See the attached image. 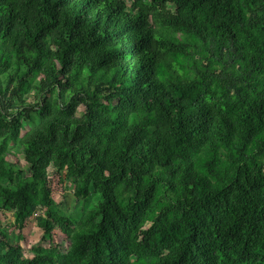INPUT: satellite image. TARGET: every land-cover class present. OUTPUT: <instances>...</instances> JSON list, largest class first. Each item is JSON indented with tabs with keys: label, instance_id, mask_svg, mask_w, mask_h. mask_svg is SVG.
Wrapping results in <instances>:
<instances>
[{
	"label": "trees",
	"instance_id": "obj_1",
	"mask_svg": "<svg viewBox=\"0 0 264 264\" xmlns=\"http://www.w3.org/2000/svg\"><path fill=\"white\" fill-rule=\"evenodd\" d=\"M1 212L0 264H264V0H0Z\"/></svg>",
	"mask_w": 264,
	"mask_h": 264
},
{
	"label": "rangeland",
	"instance_id": "obj_2",
	"mask_svg": "<svg viewBox=\"0 0 264 264\" xmlns=\"http://www.w3.org/2000/svg\"><path fill=\"white\" fill-rule=\"evenodd\" d=\"M10 159L12 162H17L20 166H22L25 170L27 168V164L21 154H18L16 156L11 155ZM52 182H57L55 181L54 177H51ZM64 188V190H63ZM71 187H68L66 183H63L61 186L56 187L54 191V195L57 198H60L62 196L63 192H70ZM66 201L69 202V204H66ZM64 207L74 209L75 208V203L73 202V199H66L63 204ZM70 206V207H69ZM46 209L43 207H40L36 213H34L32 216H30L24 227H23V239L21 240V245L23 246L24 253L28 257H32L33 253L31 250L32 245H46L49 246L48 240L43 238V229L40 228L38 225V220L37 217L41 214H45ZM1 216V221L3 224L9 222L10 220H13V213L12 212H7V213H0ZM59 241L61 243V248L62 250H65L67 248L68 240L67 238L62 235L60 232L58 234Z\"/></svg>",
	"mask_w": 264,
	"mask_h": 264
}]
</instances>
